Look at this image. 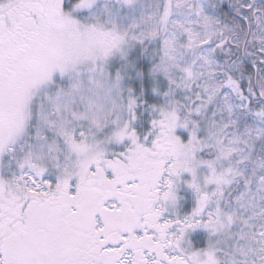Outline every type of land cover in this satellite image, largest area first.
<instances>
[{"label":"snow or ice","instance_id":"obj_1","mask_svg":"<svg viewBox=\"0 0 264 264\" xmlns=\"http://www.w3.org/2000/svg\"><path fill=\"white\" fill-rule=\"evenodd\" d=\"M0 264H264V0H0Z\"/></svg>","mask_w":264,"mask_h":264}]
</instances>
